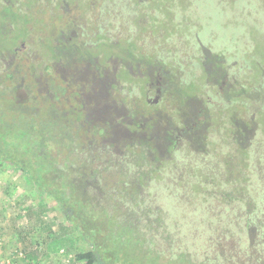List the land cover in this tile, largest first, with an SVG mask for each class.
Segmentation results:
<instances>
[{
	"label": "rangeland",
	"instance_id": "1",
	"mask_svg": "<svg viewBox=\"0 0 264 264\" xmlns=\"http://www.w3.org/2000/svg\"><path fill=\"white\" fill-rule=\"evenodd\" d=\"M125 1L0 0V33L3 29L6 31V35L0 34V75L7 67L16 70L9 77H1L0 107L2 104L32 105L31 100L27 99L24 85L18 79L32 81L30 77H33L38 84V96H44L42 101L37 98L36 114L46 113L43 103L45 97L51 96L52 99L55 94L59 100L54 106L69 110L71 98H76L72 93L75 91L73 85H67L70 75L75 71L84 74L85 72L78 70L84 71L83 67L89 61L86 55L80 56L78 52L82 51L78 48L82 36L77 34L86 27L92 30L97 29L100 24L113 22L117 31L109 34L104 31L102 35L111 44L108 47L114 48H108L106 44H102V40L97 44L102 53L98 58L105 68L103 75L98 69H88L89 80L83 83L85 90L82 92L85 98L76 99L88 110H93L92 106L96 109L94 111L102 110L106 103L100 92L101 85L98 84L94 90L91 81L108 80L106 76L115 73L116 69L122 78V64L129 69V77L134 81L128 85L131 90L124 91L122 95H126V100L132 97L137 100L134 110L137 121L149 119L151 123L155 118L153 121L158 127L162 126L159 130L164 132L163 128L168 122L172 123L168 125L169 128L172 125L182 126L184 121H176V116L181 113L190 114L187 117L190 121L198 116L202 126L183 136L171 135L176 138L172 142L163 137L162 133L159 135L160 139L154 141L156 145L152 143V133L145 130H139L142 134L133 135L129 141L121 135H109L108 138L99 140L98 147L93 148L95 145L89 144L88 152L91 148L92 151L87 156H99L90 158L92 160L89 166L100 170L102 179L106 181L101 183L107 192V196L103 198L116 202L115 196H136V192L129 191L136 185L135 178L129 175L136 170L138 164L152 170L138 188L145 201L153 199L155 186L162 188L155 176L159 175L154 171L158 169L161 172L174 170L182 181L179 187L185 183L201 187L209 182L210 190L216 193L227 190L233 195L235 192L232 188L213 183L216 181L199 171L202 167L200 152L205 149L204 153H208L205 154L206 160L216 152L225 155L223 157L227 161V156L233 155L229 160V170L222 167L219 169L224 179L229 178L228 175L235 178L239 168L244 170L245 165L239 163L235 169V160H244L248 156L249 161L256 162L264 155V0ZM2 4L13 7V13H17L16 6L20 13L15 17L5 11V15ZM106 16L109 17L105 21ZM13 17L17 18V24L11 21ZM23 28L25 36L15 39V32L22 31ZM92 50L89 46L87 53H95ZM223 59L225 66L221 64ZM224 67L226 71L216 79H208L204 74L207 70L211 73H215L217 69L223 71ZM12 77L15 84L10 82ZM184 81H189V84ZM156 83L160 85V93L156 92ZM228 85L232 86L230 90H227ZM80 90L81 88L75 92ZM229 92L238 93V101L228 98L226 95ZM51 99L50 103H53ZM207 100L211 102L210 105ZM119 102L120 98L117 97L112 105ZM73 108L71 115L62 122L69 124L72 130L73 127L74 130L82 129L77 128L79 120L73 121L78 119L80 110L74 104ZM204 110L207 114L204 113L203 116ZM5 113L8 114L6 119L9 121L16 114L13 110L9 118V112L5 110ZM43 115H35L36 120H47ZM122 120L113 117L111 122L117 126L125 125ZM88 124H94V119H89ZM207 124H210L209 132L204 135ZM0 125V131L5 130L0 135H11L6 128L8 124ZM125 126L130 128L129 125ZM233 127H237V135L245 138L244 152H238L240 144L229 140ZM82 134V131L79 132V135ZM141 137L145 141L143 144H146L143 145L146 149L144 154L151 159L147 165H144L147 157L141 159L138 153L129 152L133 149L134 142L139 145ZM63 147L59 149L55 146L62 159L72 155L68 148ZM129 147L132 149L129 150ZM75 149L80 155L79 147ZM242 152L244 156L239 157ZM4 164L0 159V260H10V264H33L34 261H38V264H83V259L78 261L73 258V254L81 251L73 249L72 240L69 239L71 228L68 218L60 212L57 201L50 197L49 203L42 202L33 189V182L21 171ZM120 168L123 170L120 171ZM124 171L126 173L122 174ZM50 177L55 178L53 173ZM125 180L131 183L127 187L123 184ZM172 199L167 194L161 198L166 203ZM234 206L244 209L239 200L234 201ZM168 210L169 215L176 214L174 209ZM155 214L153 213L152 218H156ZM181 217L178 213L174 219ZM115 218L119 220L121 217L115 215ZM167 227L173 231L172 226ZM157 230L161 232L160 235L164 234L161 227H157ZM173 232L170 233L172 239L169 236L166 241L159 236L158 254L152 257L157 264H172L167 263L168 260L177 259V251L181 247L190 252L185 254V260L181 264H241L239 259L228 252L221 255L218 244L212 243L210 247L207 240H201L199 246L191 248L179 233L177 235ZM80 241L84 246L85 243ZM130 249L133 254L135 247L130 246ZM260 250L264 253V243L257 244L256 248L254 245L250 246L247 258H252V254Z\"/></svg>",
	"mask_w": 264,
	"mask_h": 264
},
{
	"label": "trees",
	"instance_id": "2",
	"mask_svg": "<svg viewBox=\"0 0 264 264\" xmlns=\"http://www.w3.org/2000/svg\"><path fill=\"white\" fill-rule=\"evenodd\" d=\"M2 7L5 15V11L14 14L15 17L18 12L20 13L16 6L17 13H13L14 8L9 5L2 4ZM15 17L11 21L17 24V18ZM108 17H105V21ZM104 31L109 34L117 30L113 22H106L105 24H100L97 29L90 30L86 27L81 33L77 34L82 36L81 40H83L85 46L87 42L91 44L92 51L95 53L87 56L89 63L87 62L84 65V71L78 70L82 73L85 72L84 74H79L75 71L70 75L72 80L68 81V87L73 85L75 91L81 88L79 92H72L76 98H85L83 95L85 90L83 83L89 80L88 69H98L101 72V76L103 75L105 68L101 65L102 60L98 58V55L102 53L99 51L97 44L102 40V44H106L107 47L111 46L103 38L102 34ZM3 33L6 35L4 29L0 34L3 35ZM23 36H25L24 28L22 31L18 30L15 32L14 38H23ZM218 59L221 60L220 58ZM221 62L225 66V60L223 59ZM85 67L88 68L85 69ZM121 68L123 71L122 78L119 76L118 69H116L115 73L106 76L108 80L91 81L94 90L98 84L101 85L100 92L106 104L100 111H94L96 110L94 106H92L93 110L91 108L88 110L85 105L74 97L71 98L69 110L56 108L54 103L59 99L55 94L52 99L51 96L50 98L48 96L45 97V102L43 103H45L46 113L36 114V101L37 98H40L38 96L37 82L33 77H30L32 81L30 79H24V81L18 79L24 85L27 91V99L31 100L32 105L27 106L26 103L2 104V107H0V123L8 124L6 128L11 134L0 135V144L3 145L0 147V159L5 162L4 165L11 166L24 173L27 179L33 182V189L42 202L49 203L50 197L57 201L60 212L65 218H68L71 228L69 239L72 240L73 249L81 251V253L73 254V258H77L78 261L83 259V264H157L152 259L158 254L157 240H159V236L163 237L165 241L169 236L172 239L170 233L173 231L177 235L178 233L180 234L188 247L199 246L201 240L203 242L207 240L210 247L212 243L220 246L221 255L228 252L239 259L241 264H264V260H262L264 253L262 250H260L262 253L257 251L252 254V258H247L250 246L254 245L256 248L257 244L264 243V155L256 162L254 160L249 161L248 156L244 160H235L233 163L235 169H237V163L245 165V168L244 170L242 168L237 169L235 178L228 175L227 177L229 178L226 179L220 175L219 169L222 167L229 170V160L232 159L233 155L227 156L228 161L224 160L226 157H223L225 155L222 153L218 154L216 152L208 160L205 158V154H208L207 152L200 155L204 164L201 162L202 167L199 171L201 170L206 177L216 181L213 183L217 185L219 183L222 187L232 188L235 192L233 195L231 191L227 190H223L222 193L210 190L211 183L209 182H206L207 184L201 187H192L187 183L179 187L178 185L182 181L173 172L174 170L168 169L165 172H161L158 169L154 170L159 173V175L155 176H157L156 178L161 183L162 188L155 186L153 188V199L145 201L140 196L138 188L141 182L145 180V177L152 173V170L142 164H138L136 170L131 174L129 173L130 175L128 174L135 178L136 185L130 188L129 191L136 192V196H115L117 197L116 202L103 198L107 196L105 194L107 192H105L101 183L106 181L102 179L100 170L89 166L92 160L90 158L99 157L94 155L87 156L92 151L91 148L90 152H88L89 144L95 145L93 148L98 147L99 140L106 139L109 135H121L129 141L133 135H140L139 130H145L150 131L147 133H152V143L156 145L154 141L159 140V135L162 133H168V131L173 130L174 133L179 131L183 135L193 132L195 128L202 126L201 119L198 116L194 119L195 123H193L187 118L190 114L181 113L176 116L178 119L176 121H184L182 126L174 125L173 127L172 125L169 128L170 126L168 125L172 123L168 122L163 128L165 129L164 132L159 130L162 129V126L158 127V124L153 121L155 118L151 123L149 119L137 121L134 116L137 100L135 97L126 100V95H122L124 91L129 92L131 90L128 85L134 81L129 77V69L127 70L122 64ZM5 70L0 75L1 81L2 76L9 77L13 75V72H16L15 69L9 67L5 68ZM225 71L226 68L224 67L223 71L217 69L215 73H211L210 70H207L204 74L206 77L208 76V79H216L218 76L221 77ZM76 75L78 76L76 77ZM10 82L16 83L13 77ZM184 82L189 84V81ZM231 87L228 85L227 90H230ZM66 89L67 87L64 88V90ZM226 96L238 101L237 97L240 95L235 92H229ZM117 97L120 98V116L118 119H123V123L129 125L130 128L125 125L117 126L111 122L113 117L112 107L114 105H112V101ZM43 98L44 96L40 98V101L44 100ZM50 99L53 103H50ZM117 100L119 101V99ZM73 104L77 105L80 110L77 116L78 119L73 120H79L77 128H82L79 130H74L75 127L72 130L69 124L62 122V120L71 115V110L74 109ZM208 104L210 105L211 102L208 101ZM5 110L9 112V118L12 116L10 113L15 110L16 114H14V119L11 118L12 121L6 119L8 114L5 113ZM205 110L202 112L203 116L204 113L207 114ZM35 115H43L47 120L38 122L40 118L36 120ZM234 116H236V113H234ZM91 118L94 119V124H88V120ZM209 125L207 124L206 130L203 132L204 135L209 132ZM16 127H18V130H15ZM233 128L232 135H229V140H232L235 144H240L238 152L240 150L243 151L245 138L242 135H237L235 131L237 127ZM3 131L5 130L0 132L2 133ZM81 131L83 134L79 135ZM163 137L171 142L176 139L170 135L168 137L164 135ZM143 142L145 141L141 137L139 145L137 142L132 143L133 149L129 147V150L132 149L129 152L131 154L138 153V155H141V159H145L147 156L144 154L146 149L143 145L145 146L146 144H143ZM55 146H58L59 149L61 146H64L63 148L65 149L68 148L72 155L64 156V159H62ZM75 147H79L80 155L76 152ZM83 151H85V154ZM243 152L238 156H244ZM101 153L103 155V152ZM125 153L126 151L123 155ZM78 159L79 161H77ZM150 160L147 157L144 165H147ZM121 170L123 168H120ZM51 173H53L55 178L50 177ZM125 173L126 171L122 174ZM203 182L205 183L204 179ZM123 184L125 185L124 187H127L131 183L129 180H125ZM124 187L122 186L121 189ZM112 194H109V196ZM164 194L173 197L172 201L169 203L162 201L161 198ZM235 200H239V203L244 205V209H237L234 206ZM198 206L199 208H195ZM169 208L174 209L176 214L169 215L167 213ZM153 213H156V218H152ZM157 213L161 214L158 215ZM178 213L182 217L174 219ZM115 215L121 218L117 220ZM162 218H165V220H162ZM167 222L171 225L169 223L167 225ZM167 226H172L173 231H170ZM157 227L162 228L164 236L160 235L161 232L157 230ZM80 240L85 243L84 246ZM130 246L135 247L133 254ZM177 253L178 258L173 261L169 259L167 263L181 264L185 260V254H190L187 249L182 247ZM33 264H38V261H34Z\"/></svg>",
	"mask_w": 264,
	"mask_h": 264
},
{
	"label": "flooded vegetation",
	"instance_id": "3",
	"mask_svg": "<svg viewBox=\"0 0 264 264\" xmlns=\"http://www.w3.org/2000/svg\"><path fill=\"white\" fill-rule=\"evenodd\" d=\"M84 45V43H83V40H81V44H79L78 45V48H80L82 51H78V52H80V56H82V55H86V56H89V54L87 53V51H88V47L89 46H91V44L90 43H88L87 42V45H86V47L85 46H83ZM85 47V48H84ZM91 48H92V46H91ZM93 52V51H92ZM89 63V62H88ZM88 67H85V69H87ZM159 84V83H158ZM157 83H156V86H157V89H156V92L157 93H160L161 92V90H160V85H158ZM148 91H149V89H148ZM148 91H147V93H148ZM157 96H159V95H157ZM149 98V97H148ZM148 98H147V100H148ZM149 101V100H148ZM112 110H113V117H116V118H118L119 116H120V114H119V103H114V105H113V107H112ZM112 117V118H113ZM193 123H195V121H193ZM174 127V126H173ZM172 127V128H173ZM181 129V128H180ZM166 133V132H165ZM163 134V135H167V136H171V135H178V136H183L179 131H176V133H174V131L173 130H170V131H168V133L167 134ZM140 135L142 134V133H139ZM204 151H205V149H202L201 150V152H200V155H202L203 153H204Z\"/></svg>",
	"mask_w": 264,
	"mask_h": 264
},
{
	"label": "built area",
	"instance_id": "4",
	"mask_svg": "<svg viewBox=\"0 0 264 264\" xmlns=\"http://www.w3.org/2000/svg\"><path fill=\"white\" fill-rule=\"evenodd\" d=\"M0 244H1V238H0ZM19 254H21V253H19ZM0 264H10V260H6V261H1L0 260Z\"/></svg>",
	"mask_w": 264,
	"mask_h": 264
}]
</instances>
